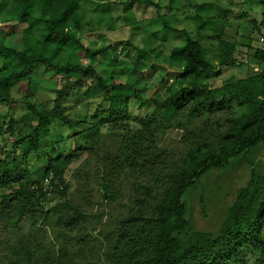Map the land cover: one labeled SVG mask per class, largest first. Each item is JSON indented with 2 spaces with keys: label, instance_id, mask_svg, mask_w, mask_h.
<instances>
[{
  "label": "trees",
  "instance_id": "trees-1",
  "mask_svg": "<svg viewBox=\"0 0 264 264\" xmlns=\"http://www.w3.org/2000/svg\"><path fill=\"white\" fill-rule=\"evenodd\" d=\"M125 2L127 12L141 0ZM256 3L264 7V0ZM79 9L80 0H0V104L19 96L25 109L19 121L0 112L2 239L19 235L25 223L35 228L54 220L67 244L85 246L89 215L69 201L64 179L65 168L85 155L71 174L84 189L82 198L86 190L96 191L103 201L125 208L115 216L102 264H249V255L254 264H264V159L258 157H264V43L248 58L243 78L212 87L205 75L217 66L207 58L198 35L175 28L161 15L162 29L183 39L168 56L181 65V75L157 98L146 97L144 90L122 80V70L106 79L81 65V57L107 48L92 50L79 39ZM211 19L197 13L196 28ZM9 26L22 28L15 46L3 34ZM37 65L63 78L50 109L29 100ZM84 83L100 88L106 102L104 117L96 124L64 112L67 92ZM131 103L148 113L131 115ZM106 124L111 125L107 134L101 131ZM167 126L183 130L180 148L160 145L159 134ZM69 137L79 139L76 154L57 150ZM239 165L247 168L248 177L224 206L219 223L212 230L195 228L190 200L203 191L204 179L213 173L219 178ZM45 185L53 188L49 197ZM57 198L59 202L46 207ZM1 244L0 264H96L78 261L66 249L56 255L40 251L39 243L34 244L36 251L31 243H18L6 253Z\"/></svg>",
  "mask_w": 264,
  "mask_h": 264
},
{
  "label": "rangeland",
  "instance_id": "rangeland-1",
  "mask_svg": "<svg viewBox=\"0 0 264 264\" xmlns=\"http://www.w3.org/2000/svg\"><path fill=\"white\" fill-rule=\"evenodd\" d=\"M125 1L80 0L81 27L77 28V36L92 50L107 48L93 56L81 57L80 63L106 79L122 70V80L144 90L143 95L146 97L157 98L165 86L181 75V65L172 64L168 56L181 46L183 39L174 32L162 29L161 15L175 28H183L192 36L198 35L207 58L217 66L214 71L205 75L212 87L243 78L248 72V58L256 47H261L264 43V7L258 5L256 0H141L140 3H134L127 12L123 10ZM153 3L158 6L155 7ZM197 13L203 19L211 17L212 21L206 22L204 28L197 29ZM21 32L22 28L19 26L6 28L3 34L7 37V44L15 46ZM68 46L72 50L75 48L72 42ZM227 59L232 60L233 64H218ZM62 81L61 74L54 75L51 69L37 65L28 92L30 102L39 108H52L56 90ZM105 106L101 89L89 83L71 88L64 98L65 114L77 120L86 118L88 123H98L104 117ZM148 111L134 103L129 106V113L137 117L145 116ZM0 112L19 121L25 113L24 104L18 96L9 104H0ZM110 127V124L103 125L102 133L107 134ZM52 132L51 129L49 134ZM182 134V129L167 126L159 134V143L163 147L178 149ZM12 140L11 137L8 139V146ZM48 140L46 137L44 144ZM79 146L78 137H69L57 145V150L62 154H76ZM85 157L79 156L64 170V179L69 182V201L81 206L89 215L86 224L87 236L90 238L85 246L80 248L67 244L66 237L52 220L47 225L40 223L35 228H30L25 223L19 230V235L9 234L6 235L7 239L6 236L3 237L4 240L0 236L2 253L17 247L18 243H31L33 251H36L37 246L34 244L39 243L40 251L49 250L56 255L60 253V248L62 251L66 249L69 254L76 253L78 261L89 260L102 264L101 254L112 236L115 216L124 212L125 208L118 203L103 201L96 191L86 190L87 197L82 198L80 190L84 189L77 186L71 174ZM258 157L264 159L261 153ZM247 177V168L239 165L219 178L213 173L204 179L203 191H197L193 200H190L191 219L195 228L214 229L221 219L224 206L233 200L236 190L245 183ZM59 201L57 198L52 203H47L46 207ZM247 260L249 264H254L251 255L247 256Z\"/></svg>",
  "mask_w": 264,
  "mask_h": 264
},
{
  "label": "built area",
  "instance_id": "built-area-1",
  "mask_svg": "<svg viewBox=\"0 0 264 264\" xmlns=\"http://www.w3.org/2000/svg\"><path fill=\"white\" fill-rule=\"evenodd\" d=\"M45 183H47V184H48V180H46V181H45ZM57 187L59 188V190H61V189H62V187H61V186H59V185H58ZM52 189H53L52 187H50V186L48 187L47 185H45V187H44V189H43V190H44V191L47 193V195H48V197H49V196L51 195V193H52V192H51V191H52Z\"/></svg>",
  "mask_w": 264,
  "mask_h": 264
}]
</instances>
